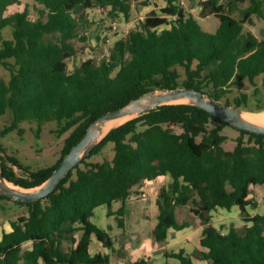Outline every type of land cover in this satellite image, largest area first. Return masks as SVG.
<instances>
[{
  "label": "trees",
  "instance_id": "16d2710c",
  "mask_svg": "<svg viewBox=\"0 0 264 264\" xmlns=\"http://www.w3.org/2000/svg\"><path fill=\"white\" fill-rule=\"evenodd\" d=\"M33 1L38 6L34 20L26 7L4 16L6 8L20 0H0V66L9 73L7 82L0 81V117L6 112L11 116L0 137L24 121L56 122L59 134L70 133L59 159L36 171L6 155L0 145L3 178L24 189L44 183L94 120L143 94L194 89L219 104L246 109L245 94L234 97L232 104L226 95L244 82L255 86L264 74V37L243 29L252 16L264 20L259 0H250L238 20L228 14L244 0H227L225 6L221 0H199L200 19L219 18L213 33L204 32L192 15L175 6L177 0H164L160 16L152 13L118 38L105 58L87 59L72 73L65 63L74 54L71 41H85L83 34L90 27L83 11L109 9L126 18V0ZM5 28L10 29L8 39L2 35ZM178 67L184 71L180 84ZM253 112H264V106ZM224 127L230 126L194 106L157 107L112 130L47 197L31 203L0 197L26 208V215L10 221V230L1 233L0 264H108V256L89 254L92 239L112 249L111 237L92 222L94 210L105 206L110 215L112 203L120 202L121 216L124 203L139 195L144 182L165 175L171 183L161 187L155 199V242L163 241L169 229L185 226L176 222L174 211L190 204L201 224L199 245L205 251L198 255L200 261L264 264V214L247 212L255 208L251 188L264 185V135L234 129V148L225 151ZM109 143L110 160L87 162ZM232 207L238 209L242 226L221 233L211 225L210 213ZM116 221L121 226V220ZM165 257L194 264L182 250Z\"/></svg>",
  "mask_w": 264,
  "mask_h": 264
},
{
  "label": "rangeland",
  "instance_id": "374dc122",
  "mask_svg": "<svg viewBox=\"0 0 264 264\" xmlns=\"http://www.w3.org/2000/svg\"><path fill=\"white\" fill-rule=\"evenodd\" d=\"M259 1L262 3V14L264 15V0ZM226 2L227 0H221L223 6H225ZM249 2L250 0H244L243 3L237 4L236 9L228 14V16L233 20L241 19V11L249 5ZM126 3L129 6L128 16L126 18L119 12H109V9L93 8L83 11V16L87 23L90 24V27L83 34L85 41H79L77 39L71 41L74 54L65 60L68 73H72L80 63L87 59L101 61L108 55L112 44L121 37L124 31L138 27L152 13L155 16H160L159 10L165 6L164 0H126ZM175 6L181 8L185 13L192 15L204 32L213 33L218 26L219 18L217 16L212 15L205 19L198 17L199 11L195 0H177ZM25 7L28 9L29 18L34 20L37 16L36 9H38V6L33 0H20L19 5L14 4L7 7L3 15L8 16L15 12H21ZM251 20V24H245L243 29L251 32L258 39L264 37V20L256 16H252ZM113 26H116L115 30H113ZM2 35L8 39L10 37V29H3ZM176 70L179 75L178 83L180 84L184 80V71L179 67ZM8 79V71L0 66V81L7 82ZM240 94L247 96V108H241L242 110L253 112L256 106L263 107L264 74L256 78L255 86L244 82L240 89H232L226 95V98L232 104V99L238 97ZM10 122L11 116L9 112H6L0 117V131L3 127L8 126ZM212 126L211 124L210 127ZM172 129L176 133L180 132L177 127H172ZM69 133L70 131L59 134L56 122H46L38 125L34 121H24L19 123L16 130L0 137V145L6 155L15 157L23 166L28 167L30 171H36L52 166L59 159L64 139ZM221 135L226 137V141L222 145L223 149L225 151H231L234 148V140L238 136V132L230 127H224ZM112 146L110 143L107 144L97 155L87 159V162L100 163L103 160H110L113 155ZM14 171L18 176L22 175L17 169H14ZM261 190L264 191V186L251 188L249 199L255 205L257 204L255 201L256 197L260 198V205L264 204V197L261 195ZM135 208L133 206L129 210L127 218L129 224L135 222L137 219ZM248 209L251 210L252 208ZM21 215H26L25 207L16 206L9 201L0 200V226L4 222L13 221ZM229 215L231 216L232 214L230 213ZM231 225L236 229H240V226L234 225V223ZM114 237L115 234H113V242L115 241Z\"/></svg>",
  "mask_w": 264,
  "mask_h": 264
},
{
  "label": "crops",
  "instance_id": "0c3cea01",
  "mask_svg": "<svg viewBox=\"0 0 264 264\" xmlns=\"http://www.w3.org/2000/svg\"><path fill=\"white\" fill-rule=\"evenodd\" d=\"M170 183L171 179L168 175L144 182L139 188V192H143L146 197L127 200L123 205L125 211L121 216L117 215V211L122 207L120 202L112 203L110 215L107 213L105 206L96 208L92 222L108 233L111 240L113 234H115V241L112 240V249L109 250L92 239L89 254L91 256L95 254L108 256V264H133L141 260L146 261L148 264H179L178 260L165 257V253H176L182 250L184 253L191 255L194 264H205L204 261H200L198 258L200 252L205 251L199 245L201 238L200 219L192 213L190 204L174 211L176 222L185 224L183 228L178 230L169 229L166 238L161 242L157 243L152 239L151 231L156 225L158 213L155 199L159 189L161 187L167 188ZM261 192L262 197H264V191L261 190ZM259 199V197L255 198L257 203L255 208L247 209L250 216L264 214V204L260 205ZM133 206L136 207L137 219L129 224L127 218L129 210ZM210 217L211 225L221 233H226L232 223L240 226V228L242 226L236 207L229 210L218 208L210 213ZM116 219L121 220V226ZM8 223L4 222L0 226V236L2 232L10 230Z\"/></svg>",
  "mask_w": 264,
  "mask_h": 264
},
{
  "label": "water",
  "instance_id": "95a60500",
  "mask_svg": "<svg viewBox=\"0 0 264 264\" xmlns=\"http://www.w3.org/2000/svg\"><path fill=\"white\" fill-rule=\"evenodd\" d=\"M194 89L176 88L168 91H152L132 100L125 106L109 111L96 120H94L85 130L83 137L68 151L62 158L57 167L53 170L48 179L40 186L24 189L13 185L6 181L0 172V197H5L8 200L16 203H31L47 197L51 194L55 187L65 177V175L72 171L83 159H85L89 152L112 130H109L103 137L97 140L99 131L97 126L107 121L123 118L127 116L136 115V118L152 109L167 105H190L201 109L213 116L222 123L227 124L233 129L253 133L257 135H264V126L252 124L241 118V112H248L233 106L219 104L208 98ZM181 99H186L187 103H175ZM255 113V112H248ZM132 118V119H133ZM131 120V119H129ZM127 120V121H129ZM126 121V122H127Z\"/></svg>",
  "mask_w": 264,
  "mask_h": 264
},
{
  "label": "bare ground",
  "instance_id": "6f19581e",
  "mask_svg": "<svg viewBox=\"0 0 264 264\" xmlns=\"http://www.w3.org/2000/svg\"><path fill=\"white\" fill-rule=\"evenodd\" d=\"M174 102L175 103H187L188 101L186 99H181V100L174 101ZM135 116L136 115L127 116V117L118 118V119H113V120L107 121L105 123L99 124L97 126V129L99 131V136H98L97 140L100 139L101 137H103L112 128L126 122L129 119H132ZM240 116H241V118H243L244 120H246L252 124L264 126V112L248 113V112L242 111Z\"/></svg>",
  "mask_w": 264,
  "mask_h": 264
},
{
  "label": "built area",
  "instance_id": "2783aa9c",
  "mask_svg": "<svg viewBox=\"0 0 264 264\" xmlns=\"http://www.w3.org/2000/svg\"><path fill=\"white\" fill-rule=\"evenodd\" d=\"M201 2L202 1H204V0H200ZM196 3H197V9H198V11L200 12L201 11V7H200V5H199V0H196ZM100 9V8H99ZM116 29V26H113V30H115ZM127 33H128V30H126V31H124V33L121 35V37H125L126 35H127ZM146 196H145V194L143 193V192H140L139 193V195L137 196V197H134V198H132V199H136V198H139V199H143V198H145Z\"/></svg>",
  "mask_w": 264,
  "mask_h": 264
}]
</instances>
